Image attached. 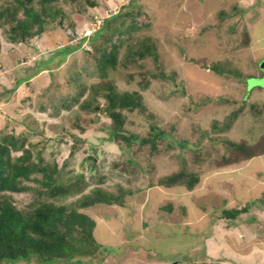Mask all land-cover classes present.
Listing matches in <instances>:
<instances>
[{"label":"rangeland","instance_id":"374dc122","mask_svg":"<svg viewBox=\"0 0 264 264\" xmlns=\"http://www.w3.org/2000/svg\"><path fill=\"white\" fill-rule=\"evenodd\" d=\"M91 1H60L72 24L23 42H10L0 25V137L13 135L45 163H58L57 183L67 188L50 195L30 181L6 192L8 200L24 211L72 204L94 187L132 190L121 205L78 208L94 219L93 235L109 251L50 264H264V153L220 165L225 138L264 136V0ZM110 15L119 16L111 26L121 19L134 26L120 36L116 68L101 73L94 47L103 38L87 37ZM142 42L157 59L127 61L128 47ZM69 44L79 45L55 57ZM218 63L222 73L212 68ZM71 64L81 69V90L68 79ZM160 71L172 77L153 75ZM101 81L141 94L143 110H125L124 129L153 137L154 146L113 140L94 90ZM88 98L94 109L80 107ZM181 168L198 174L192 188L158 184ZM241 207L233 219L220 216Z\"/></svg>","mask_w":264,"mask_h":264},{"label":"trees","instance_id":"16d2710c","mask_svg":"<svg viewBox=\"0 0 264 264\" xmlns=\"http://www.w3.org/2000/svg\"><path fill=\"white\" fill-rule=\"evenodd\" d=\"M60 1L67 0H0V25L3 27V33L8 35L10 42H23L40 36L48 29L60 28L64 25V21L68 25L72 24L69 21L70 14L65 13L58 4ZM85 1L94 4V1ZM122 12L128 11L119 9L118 15ZM118 15L105 17L101 26L87 37L92 42L99 37L103 38V42H98L94 47L95 52L98 53L94 59L101 73L116 68L118 48L122 44L120 36L128 35L129 29L134 26L133 22L127 25L122 19L111 26V23L119 17ZM244 35L247 37V33ZM244 40L248 41L246 38ZM78 45L69 44L63 48L64 50L57 49L54 55L55 57L56 55L64 56L67 50H73ZM136 54L139 57L149 54L157 59L154 47L147 42H142L138 47L130 45L125 59L129 57L128 60H131ZM218 66L219 63L218 65L212 64V68L218 72L225 71L224 68L220 66L218 68ZM79 70L81 69L71 64L68 68V79L81 90L83 82L79 81ZM158 74L162 77H172L162 71L153 75ZM25 78L27 77L22 79ZM80 90L78 92L81 93ZM94 90L101 91L104 98V112L110 120L107 127L113 140L120 144L124 143L125 148L130 147L136 141L140 143L150 141L152 146L155 145L153 137H138L124 129L125 110H143L142 96L137 90L116 91L111 81H101L94 87ZM92 103H95L93 98H88L81 102L80 107L94 109ZM74 114L79 119L78 111ZM150 126L154 129L153 124ZM223 141L227 145L225 148L227 151L220 155V165L264 153V136L259 137L254 143H248L246 140L232 141L226 138ZM73 150L72 146L69 152L73 153ZM39 153L36 151L33 154L31 145H24L23 141H18L13 135L0 137V264L16 261L28 262L32 259L45 264L56 261L77 263L81 262L84 257L94 256L103 250L109 251L110 249L103 246L93 235L94 219L78 211V208L95 203L121 205L125 195L131 194L132 190L119 189L117 192H111L101 187H94L72 204L55 205L51 202H43L31 210L22 211L8 200L6 192L23 191L29 186L27 183L30 181L43 186L46 189L43 191L45 194L54 195L58 191L66 192L67 190L63 183H57L55 175L60 168L58 163L55 161L45 163ZM198 179L196 172L181 168L159 178L158 184L166 187L184 184L192 188ZM242 210H246V207L222 209L220 216L233 219Z\"/></svg>","mask_w":264,"mask_h":264},{"label":"water","instance_id":"95a60500","mask_svg":"<svg viewBox=\"0 0 264 264\" xmlns=\"http://www.w3.org/2000/svg\"><path fill=\"white\" fill-rule=\"evenodd\" d=\"M262 69H264V59H263V61H262Z\"/></svg>","mask_w":264,"mask_h":264},{"label":"crops","instance_id":"0c3cea01","mask_svg":"<svg viewBox=\"0 0 264 264\" xmlns=\"http://www.w3.org/2000/svg\"><path fill=\"white\" fill-rule=\"evenodd\" d=\"M1 100V99H0Z\"/></svg>","mask_w":264,"mask_h":264}]
</instances>
